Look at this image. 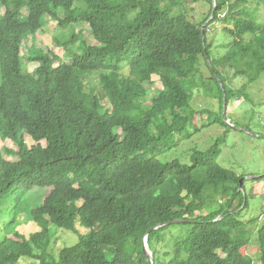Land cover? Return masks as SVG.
I'll list each match as a JSON object with an SVG mask.
<instances>
[{"label": "trees", "instance_id": "obj_1", "mask_svg": "<svg viewBox=\"0 0 264 264\" xmlns=\"http://www.w3.org/2000/svg\"><path fill=\"white\" fill-rule=\"evenodd\" d=\"M202 1L210 9L198 22L188 4ZM252 2L264 0H216L203 44L213 0H0V141L15 146L0 148V264H150L145 237L153 264H253L245 250L256 235L264 262V223L241 220L240 177L218 164L220 140L195 152L191 165L155 157L175 135L197 129L191 100L203 64L221 108L264 73V23L254 20ZM47 17L86 24L95 43L73 35L69 62L57 67L36 49L29 61L38 67L28 73L20 44ZM218 21L230 40L214 58L208 33ZM154 76L162 89L145 107ZM238 77L247 84L236 90ZM34 189H46L30 211L41 230L11 238L20 202ZM176 220L184 222L159 228ZM77 223L87 233L47 262L48 227L77 232Z\"/></svg>", "mask_w": 264, "mask_h": 264}, {"label": "rangeland", "instance_id": "obj_2", "mask_svg": "<svg viewBox=\"0 0 264 264\" xmlns=\"http://www.w3.org/2000/svg\"><path fill=\"white\" fill-rule=\"evenodd\" d=\"M248 7L249 11L254 13V20L263 24L264 2H252ZM188 9V14L201 22L210 8L207 2L202 1L198 5L189 3ZM26 12L24 11V13ZM1 13H3L2 10ZM224 25V22L218 21L209 28L208 39L214 46V58L223 55L227 50L226 43H229L230 39L222 34ZM78 33L88 43H95L86 24L60 26L57 21L47 17L42 29L24 39L20 44L22 69L28 73H33L36 70L38 64L29 61L30 54L36 49L51 54L54 61L53 67L68 64L69 59L64 55L65 45L73 35ZM201 72L203 83L193 89L191 100L192 107L198 112L194 118V125L197 129L191 128L188 136L175 135V144L169 149L158 152L155 157L164 164L178 161L182 165H191L195 152L205 153L220 140L221 153L217 160L218 164L222 168L234 172L240 179H245L242 194L246 208L241 214V220L247 223L252 219L255 220L254 226H257V229L264 223V179L257 180L264 176V73L257 81L248 85L247 89L243 91L244 97L230 100L224 109V103L221 108L218 98L212 94L207 82L210 73L204 64L201 67ZM93 77L97 79L96 75ZM96 79H93L90 84L98 87ZM153 81V84L146 85L147 95L140 101L145 107L159 95L158 91L162 89L156 76L153 77ZM246 84L245 79L238 77L234 80L232 87L237 90ZM133 115L136 116L138 113L135 112ZM219 117H221L222 123L218 121ZM116 134L118 140L121 139L120 130H117ZM26 141L29 146L33 144L28 136ZM0 148L15 150V146L10 140L0 141ZM7 158L10 161H15L14 158ZM45 194L46 189H34L22 198L18 207L17 221L10 228L9 237L16 238L14 233L17 232L27 239L31 234L41 230L32 221L30 211L42 202ZM4 219L5 214L0 220V232L2 224L6 221ZM48 228L51 239L50 245L45 250L47 262L57 259L62 249L76 245L79 234L87 233V230L78 223L76 224L78 233L57 229L54 226ZM174 228L180 227L174 226L171 229ZM245 254L252 259L253 264H264L257 235L251 238ZM18 264H41V262L23 258Z\"/></svg>", "mask_w": 264, "mask_h": 264}, {"label": "water", "instance_id": "obj_3", "mask_svg": "<svg viewBox=\"0 0 264 264\" xmlns=\"http://www.w3.org/2000/svg\"><path fill=\"white\" fill-rule=\"evenodd\" d=\"M215 9H216V0H213V11H212V14H211V17L209 18V20L207 21L206 24H204L201 28V31H202V39H203V44H205V31H204V28L205 26L213 19L214 15H215ZM207 61L208 63L210 64V60L209 58L207 57ZM226 108V101L224 99V109ZM225 119V118H224ZM244 180L245 179H240L239 180V191H242L243 192V184H244ZM184 221L182 220H176V221H173V222H168V223H165L161 226H159V228H162V227H165V226H168L170 224H178V223H183ZM143 254H144V257L146 259H150V264H153V257H152V254L149 252L148 250V244H147V237H145L143 239Z\"/></svg>", "mask_w": 264, "mask_h": 264}, {"label": "bare ground", "instance_id": "obj_4", "mask_svg": "<svg viewBox=\"0 0 264 264\" xmlns=\"http://www.w3.org/2000/svg\"><path fill=\"white\" fill-rule=\"evenodd\" d=\"M148 250H149V248H148ZM150 252V251H149ZM152 254V253H151Z\"/></svg>", "mask_w": 264, "mask_h": 264}]
</instances>
